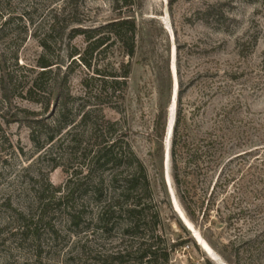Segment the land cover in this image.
<instances>
[{"label": "rangeland", "instance_id": "rangeland-1", "mask_svg": "<svg viewBox=\"0 0 264 264\" xmlns=\"http://www.w3.org/2000/svg\"><path fill=\"white\" fill-rule=\"evenodd\" d=\"M171 1L128 0L122 8L127 9L122 10L125 16L134 17L140 32L135 55L128 59L114 43L91 59L92 69L105 71L119 70L121 62L130 61L126 87L99 97L93 117L114 122L113 135L127 141L152 174L149 151L158 147L151 133L154 117L160 109L166 116L164 153L170 143L167 126L173 127L175 120L178 88L171 102L172 62L176 82L179 71L183 83L191 84L182 107L193 134L211 128L214 121H232L219 170L233 177L234 196L256 189L246 201L262 204L264 213V0ZM117 7L114 0H0V71H8L19 89L34 78L31 68L37 70L34 65L40 55L60 66L41 78L42 95L36 96L40 102L14 97L9 108L0 103L4 115L0 118V264H120L115 255L137 243L123 234L124 220L118 215L105 229L98 222L100 206L112 195L108 187L112 171L87 175L86 149L92 140L90 125L80 119L82 80L95 75L77 56L74 61L69 57L86 46L83 36L72 29H99L118 18ZM42 42L48 45L46 51ZM107 61L112 63L106 65ZM63 72H67L65 82L61 77L54 80ZM230 73L235 78L226 77ZM95 83L89 81V87ZM59 86L74 99L67 105L69 124L57 132ZM224 110L227 116H222ZM165 167L169 169L167 161L162 173L167 195L154 194L157 203H151L150 209L152 215L157 208L161 222L146 233H157L165 243L184 242L170 255L169 264L264 261V240L222 246L239 234L252 236L249 224L232 234L217 221L215 212L210 218L214 223L191 222L176 198L168 170L171 196ZM97 179L102 181V198L93 194ZM251 216L248 221L257 219Z\"/></svg>", "mask_w": 264, "mask_h": 264}, {"label": "trees", "instance_id": "trees-1", "mask_svg": "<svg viewBox=\"0 0 264 264\" xmlns=\"http://www.w3.org/2000/svg\"><path fill=\"white\" fill-rule=\"evenodd\" d=\"M118 6V18L103 24L98 28H73L75 34H81L86 44L84 50L73 51L69 57L74 61L75 56L86 69H92L91 59L94 56L101 55L112 44L118 43L123 54L131 59L135 55L137 37L140 35L137 23L134 17L125 16L122 9L127 6L128 0H114ZM170 3L172 1L170 0ZM104 30L103 32H100ZM42 47L46 51L48 45L42 42ZM88 55V58L86 57ZM107 61V64H111ZM53 62L47 55H40L35 61L34 78L27 87H20L15 83L14 77L6 70L0 71V103L6 108L11 106L14 97H21L34 102H40L36 96L42 95L41 78L52 72L54 67H60ZM71 63H69L70 65ZM262 71L264 72V56L261 60ZM65 66V70L69 67ZM105 66V65H104ZM168 67V66H167ZM121 70V71H119ZM119 70L112 68L105 71L102 67H95L89 79H83L84 88L82 99L83 110L80 119L83 123L90 125V138L92 140L87 151V175L91 176L95 171L111 170L112 173L108 179V187L112 190L109 201H105L98 211V222L102 224V229L111 220L113 215L124 220V235L128 239H136L137 243L127 247L123 252L115 255L117 263L120 264H169L170 255L183 246L184 242L178 240L171 243H165L160 236L155 233L148 235V230H156L161 222L160 213L155 207V211L150 215L151 205L157 203L155 195L166 197V188L162 179L165 137V115L160 109L151 125L153 142L157 148L149 151V168L135 155L127 141L113 135L116 131L115 123L110 121H100L97 116L93 117L95 108L100 107L99 97L114 95L115 89L119 86L126 87L127 79L130 73V61L121 62ZM66 73L62 76L57 73L54 80L61 77L62 83L66 80ZM178 74V89L176 100L175 120L170 135L168 148L169 174L172 186L182 209L191 222L201 221L214 223L211 213H216V219L222 226L234 234L242 231V226L249 224L251 234L245 237L243 234L229 239L222 246L225 249L233 248L235 245H249L264 240V213L262 204L246 201L251 195L252 188L242 193V197L234 196L233 177L231 175H222L221 161L224 158L227 142L230 141V124L232 121H214L211 128L203 132L192 133L188 121H185L183 113L182 99L187 88ZM167 75L170 79L168 68ZM177 77V76H176ZM230 79L235 78L233 73L226 74ZM54 81V83L56 82ZM89 81H96L94 88L89 87ZM55 98L60 100L59 112L55 121H57V132H60L65 125L69 124L67 116L68 102L74 97L65 91L63 87H56ZM97 106V107H93ZM93 107V108H92ZM25 113L24 110H19ZM33 116H36V114ZM222 116H227L224 110ZM4 115L0 113V118ZM99 119V120H98ZM39 121V120H36ZM40 122V121H39ZM226 129V132H225ZM51 138V136L49 137ZM219 170V171H218ZM102 181L97 179L94 183L93 194L97 198H102ZM100 185V186H99ZM157 192V193H156ZM106 198V197H105ZM104 198V199H105ZM103 199V200H104ZM164 201L163 199L160 200ZM152 203V204H151ZM154 208V207H152ZM261 214V215H260ZM256 217L257 219L248 218ZM260 218L258 219V217ZM113 218V217H112ZM177 225L189 236L187 230L180 225L177 219ZM150 238L149 240L146 238ZM190 240V237H188ZM259 243V242H258ZM236 251H233V253ZM238 252L234 256H237ZM234 264H237L234 262ZM251 264V263H250ZM258 264H264L262 260Z\"/></svg>", "mask_w": 264, "mask_h": 264}, {"label": "water", "instance_id": "water-1", "mask_svg": "<svg viewBox=\"0 0 264 264\" xmlns=\"http://www.w3.org/2000/svg\"><path fill=\"white\" fill-rule=\"evenodd\" d=\"M170 69H171V73H172V76H173V88H172V96H171V102H173V96H174V94L176 93V88H177V82H176V79H174V73H173V70H172V67H171V63H170ZM172 106V105H171ZM168 129H169V124H168V126H167V130H166V134L168 133ZM171 131H172V126H171V128H170V134H171ZM170 134H169V137H168V139L170 138ZM168 146H167V149L165 148V153H164V160L167 158V162H168ZM166 181H167V185H168V187H169V190H170V193H171V195L173 196V193H172V190H171V188H170V186H169V181H168V177H166ZM181 209V208H180ZM175 211H176V209H175ZM182 211V210H181ZM183 212V211H182ZM181 219H182V217H181ZM183 220V219H182ZM187 226V225H186ZM188 228V227H187ZM193 234V233H192ZM193 236H194V234H193Z\"/></svg>", "mask_w": 264, "mask_h": 264}, {"label": "bare ground", "instance_id": "bare-ground-1", "mask_svg": "<svg viewBox=\"0 0 264 264\" xmlns=\"http://www.w3.org/2000/svg\"><path fill=\"white\" fill-rule=\"evenodd\" d=\"M173 59V64H174V57L172 58ZM172 63V62H171ZM174 66V65H173ZM171 67H172V65H171ZM175 71V70H174ZM175 95V94H174ZM173 98H174V96H173ZM170 128H171V126L169 125V129H168V133L166 134V138H167V140L166 141H168V137H169V134H170ZM167 143H166V149H167ZM167 161V158L164 160V164H165V162ZM167 164H168V162H167ZM165 169H166V175H165V177H168V175H167V173H168V170H167V167H165ZM169 179V178H168ZM169 181V180H168ZM170 185V184H169ZM169 189V188H168ZM172 196V195H171ZM177 206V205H176ZM177 208V207H176ZM177 210H178V213H179V215H180V217H182V219H183V221L185 222V224H187L188 225V227H190V225L186 222V220H185V218H184V216H183V214L181 213V211L177 208Z\"/></svg>", "mask_w": 264, "mask_h": 264}]
</instances>
